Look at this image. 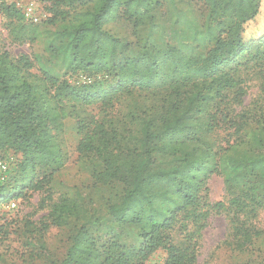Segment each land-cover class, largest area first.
Returning <instances> with one entry per match:
<instances>
[{
    "label": "trees",
    "instance_id": "trees-1",
    "mask_svg": "<svg viewBox=\"0 0 264 264\" xmlns=\"http://www.w3.org/2000/svg\"><path fill=\"white\" fill-rule=\"evenodd\" d=\"M39 1L43 8L75 2H93L94 7L79 12L77 21L60 31L63 78L42 65L35 71L27 54L0 52V153L16 157L14 168L8 166L9 178L0 180V203L26 188L44 190L64 167L58 134L64 119L73 116L81 135L76 151L96 158L100 169L94 180L110 194L102 218L76 199L61 197L52 206L49 224L71 230L65 256L55 264H146L159 249L166 254L160 264H196L202 231L215 213L229 218L224 245L247 249L260 234L247 221L264 207V132L258 128L251 134L248 151L241 149L242 139L215 144L214 133L224 123L234 127V134L249 122L261 124L264 104L255 106L254 115L242 110V119L235 121V107L245 93L237 73L251 61L260 62L258 71L264 73V38L246 40L242 35L245 22L258 14L260 0H203L219 32L208 48L196 52L180 34L189 32L192 40H200L209 28L201 31L189 19L187 30H177L181 14L174 11L175 0H167L174 7L165 18L167 27L156 16L163 0ZM0 11L25 39L29 26L44 20L22 23L12 5L3 4ZM120 11L139 37L134 56L128 55L126 43L103 29ZM56 14L63 11L54 13L51 23ZM168 37L178 42L171 44ZM135 91L149 96L131 113L137 133L132 145L123 143L112 125L80 113L81 107L108 106ZM213 174L223 175L226 200L209 199ZM102 226L109 234L100 239L93 229ZM126 227L137 232L138 244L119 242ZM174 231L181 243L174 242Z\"/></svg>",
    "mask_w": 264,
    "mask_h": 264
},
{
    "label": "rangeland",
    "instance_id": "rangeland-1",
    "mask_svg": "<svg viewBox=\"0 0 264 264\" xmlns=\"http://www.w3.org/2000/svg\"><path fill=\"white\" fill-rule=\"evenodd\" d=\"M175 3L174 11L181 14L180 26L176 27L177 30H187L185 25L190 19L199 30L202 31L201 28L204 30V27H208L210 31L209 33L205 31L204 34L202 31L200 40H192L189 32L181 33V39L192 41L188 45L196 48L195 52L203 47L208 48L219 32V27L207 17V9L203 0H175ZM93 7V2L85 5L75 2L70 6L59 5L58 7L51 3L47 4L43 8L46 14L44 20L42 19L43 21L35 26H29L28 39L22 38L21 34H16L14 25L10 24L0 11V52L7 51L13 55L27 54L34 59L35 71L42 65L50 74L63 78L66 63L57 51L61 41H64V38L60 36V31L72 26L79 18V12L90 11ZM173 8L168 5L167 0H163V6L156 11L159 20L163 17L160 21L165 27L168 26L167 22H164L165 18L169 16V11ZM258 10L256 17L246 21L243 25L245 30L242 35L246 40L264 38V0L259 1ZM59 11H63V14H56L55 20L51 23L50 19L54 13ZM21 22L27 23L24 18ZM103 29L127 44L128 55L134 56L138 52L140 47L138 34L131 20L127 19L122 11L116 19L106 22ZM139 35L144 36L143 33ZM154 35L159 36L155 32ZM166 41L171 44L178 42L173 37H168ZM252 62L246 63L247 67H243L237 73L245 93L241 98L242 103L235 107L238 112L235 121L242 119V110L254 115L255 106L264 104V73L258 71L260 62L256 64ZM148 96L147 92L135 91L129 95L117 96L108 106L98 102L81 107L80 113L88 120L94 118L112 125L120 132L123 143L126 141L128 145H132L136 123L131 113L134 114V109ZM260 119L259 127L254 122H249L237 134H234V127L229 123L222 124L225 128L214 133V136L218 137L215 144L224 143V139H229L230 142L242 139L244 143L240 146L241 149L250 150L253 146L251 134L258 128L264 132V112ZM80 137L81 135L77 133L76 118L66 117L62 131L58 134L65 154L64 167L52 175L44 190L35 191L26 188L22 195L0 203V264H55L65 256L70 243L71 230L64 225L49 224L48 216L52 206L61 197L76 199L90 213L95 212L96 216L101 218L104 216V202L107 201L110 193L94 180V172L100 169L96 158L89 154L79 156L76 151ZM0 154V157H5L9 169L12 170L16 157L12 152ZM8 175L7 173L4 179H8L10 176ZM12 185L9 184V188ZM208 187L211 201L226 200V185L222 174H213L208 181ZM11 203H14L13 207ZM247 222L259 229L260 234L252 239L247 249L233 250L223 243L229 233V218L225 213L213 214L202 231L196 264H262L264 262V207L259 208L255 216ZM93 231L100 239L109 234V229L105 226L93 229ZM172 235L174 242L181 243L182 239L177 231H174ZM119 242L122 245H136L140 242V238L133 228L126 227L122 230ZM165 256V252L159 249L145 263L160 264Z\"/></svg>",
    "mask_w": 264,
    "mask_h": 264
},
{
    "label": "built area",
    "instance_id": "built-area-1",
    "mask_svg": "<svg viewBox=\"0 0 264 264\" xmlns=\"http://www.w3.org/2000/svg\"><path fill=\"white\" fill-rule=\"evenodd\" d=\"M14 6L23 16L26 22L38 23L45 18V13L39 0H0L1 5ZM8 170V163L5 160H0V180L4 179ZM14 203H11V207Z\"/></svg>",
    "mask_w": 264,
    "mask_h": 264
}]
</instances>
